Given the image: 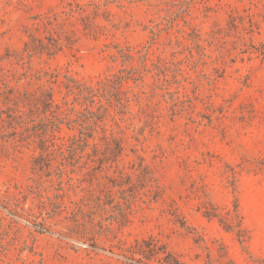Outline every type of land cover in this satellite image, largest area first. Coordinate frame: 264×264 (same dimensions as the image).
<instances>
[{
  "label": "rangeland",
  "instance_id": "374dc122",
  "mask_svg": "<svg viewBox=\"0 0 264 264\" xmlns=\"http://www.w3.org/2000/svg\"><path fill=\"white\" fill-rule=\"evenodd\" d=\"M120 71L87 146L42 132ZM0 264H264V0H0Z\"/></svg>",
  "mask_w": 264,
  "mask_h": 264
},
{
  "label": "trees",
  "instance_id": "16d2710c",
  "mask_svg": "<svg viewBox=\"0 0 264 264\" xmlns=\"http://www.w3.org/2000/svg\"><path fill=\"white\" fill-rule=\"evenodd\" d=\"M125 57L127 56L123 57V66H127L129 63L125 60ZM44 77L45 76H40L39 79L34 80L39 81ZM132 77V72L120 71L112 75L108 80H103V82L93 86L87 83L66 80V83H68V85L65 86L67 96L62 99L60 106L56 105L53 101V92L49 88H45L41 95L37 97L34 108L38 109L43 115L50 114L49 118L51 117L50 120H53L49 122V118L45 117L40 121L43 128L42 132L55 133L62 125H67L70 126V128H75L77 134H75L73 139L76 143H78V145L82 144L87 146L88 142L92 140L95 135L94 128H96L98 124L105 122V117L109 116L110 106L116 108V104H120L121 102L126 108L127 98L123 100V90L124 86L133 80ZM69 96H73V103L71 105L68 104L67 101ZM8 98L5 100L9 101ZM76 108H80L81 111H83V116L66 115L67 110L73 111L76 110ZM22 123L23 121H18V123L15 124L18 127V125ZM48 124L51 125L50 129L48 128Z\"/></svg>",
  "mask_w": 264,
  "mask_h": 264
}]
</instances>
